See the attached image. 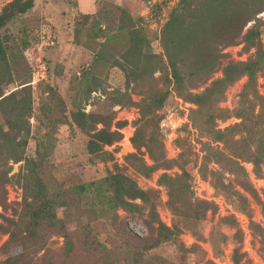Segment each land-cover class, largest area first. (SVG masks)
Instances as JSON below:
<instances>
[{
    "label": "rangeland",
    "instance_id": "rangeland-1",
    "mask_svg": "<svg viewBox=\"0 0 264 264\" xmlns=\"http://www.w3.org/2000/svg\"><path fill=\"white\" fill-rule=\"evenodd\" d=\"M33 2L0 31V264H264V12L257 47L224 48L189 91L171 83L161 43L178 0ZM39 59L46 79L32 86ZM248 60L260 61L255 83L240 77L208 120L187 93ZM77 113L123 123L122 139L89 155ZM113 176L145 198L118 200ZM34 208L44 220L28 238Z\"/></svg>",
    "mask_w": 264,
    "mask_h": 264
},
{
    "label": "trees",
    "instance_id": "trees-1",
    "mask_svg": "<svg viewBox=\"0 0 264 264\" xmlns=\"http://www.w3.org/2000/svg\"><path fill=\"white\" fill-rule=\"evenodd\" d=\"M33 0H12L0 10V31L15 18L26 14L33 8ZM264 12V0H178L163 27L161 43L163 57L171 83L178 89L193 90L197 85L208 81L209 77L219 69L221 61L226 57L224 48L242 44L244 48H256L259 42V31L255 27L257 15ZM253 23L250 27L249 24ZM140 43V42H138ZM4 52L0 42V60ZM259 60L247 62H227L222 66V77L213 81L201 93H187L191 103L204 109L208 120H216L218 115L213 109L223 97L226 89L240 77L247 78L246 86L255 83L259 71ZM166 97L150 98L140 106L141 120L159 110ZM99 116L77 113L75 122L83 130L88 141L86 150L89 155L100 158L105 155L104 146H112L122 139L119 130L123 123L117 122L115 130L98 120ZM102 128L97 129L96 125ZM135 141V140H134ZM136 148L142 147L135 144ZM22 161L17 159L16 163ZM111 187L118 200L141 199L146 194L130 179L113 176ZM36 197L41 195L38 186ZM41 210L34 208L27 213L28 224L25 227L26 237L34 238L44 220ZM161 226L160 235L165 239ZM167 231V230H165ZM164 232V231H163ZM66 252L73 248L72 242L65 235ZM237 263V260H235Z\"/></svg>",
    "mask_w": 264,
    "mask_h": 264
},
{
    "label": "built area",
    "instance_id": "built-area-1",
    "mask_svg": "<svg viewBox=\"0 0 264 264\" xmlns=\"http://www.w3.org/2000/svg\"><path fill=\"white\" fill-rule=\"evenodd\" d=\"M44 38H42L43 40ZM44 41V40H43ZM42 41V43H43ZM47 41H50V38L47 37ZM46 75H47V68H46V64L44 62H42V60H37L36 62V68L32 73V80L30 85L35 86L38 83H40L41 81L46 79Z\"/></svg>",
    "mask_w": 264,
    "mask_h": 264
}]
</instances>
